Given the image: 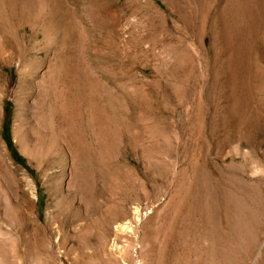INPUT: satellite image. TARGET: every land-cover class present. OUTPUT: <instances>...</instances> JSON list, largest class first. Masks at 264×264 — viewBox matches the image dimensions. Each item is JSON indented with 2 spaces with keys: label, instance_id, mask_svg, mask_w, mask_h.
Instances as JSON below:
<instances>
[{
  "label": "rangeland",
  "instance_id": "rangeland-1",
  "mask_svg": "<svg viewBox=\"0 0 264 264\" xmlns=\"http://www.w3.org/2000/svg\"><path fill=\"white\" fill-rule=\"evenodd\" d=\"M0 264H264V0H0Z\"/></svg>",
  "mask_w": 264,
  "mask_h": 264
},
{
  "label": "bare ground",
  "instance_id": "bare-ground-1",
  "mask_svg": "<svg viewBox=\"0 0 264 264\" xmlns=\"http://www.w3.org/2000/svg\"><path fill=\"white\" fill-rule=\"evenodd\" d=\"M56 62L51 67L50 73H51V71L52 72L55 71L59 75V77L62 80V83L67 88V91L68 92L71 93V92L75 91L76 85H77V83H76V78H77L76 77V75H77L76 72L79 69L77 70V68H76L77 71H75L74 68H73V66L71 64H69V63H61L60 61H57V60H56ZM82 71H84V68H83ZM84 72H85V74L87 76V79L90 82H92L91 81L92 79L90 78V75H89L88 70L85 69ZM87 83H88V81H87ZM42 85H44V84L38 82V89H37L38 90V99H37V102H36L37 105H38V108H41L42 107V99L46 95H49L50 94V91L44 89L42 87ZM90 87L89 88L86 87L87 88V91H86L87 93L85 94V97H84L85 98L84 99L85 100V104L84 105L86 106V113H85L86 114L85 115V117H86L85 118L86 119L85 120L86 121V138L84 137L85 135L82 137V138H84V139H82V148L80 149L78 147V142H77L78 136H77V133H76L75 128H71V131L70 132L68 131L69 134L66 137L62 136L63 139L58 134L59 135L58 138H61L62 140H64L63 143H65V145H66L64 147H60L57 144L58 141L55 142L53 139H47V137L42 138V143H40V145L38 147H37L38 144L36 146H34V147L38 148V152H40L43 147H46L44 149H46V150L47 149L48 150L54 149L56 151V153H58V154H63V153L65 154L66 160H67L68 163H70L71 168L73 170L74 177H76V181L74 183V187H75V189L77 190V192H78V194L80 196H85L88 193V189L86 188L87 187V184L85 183V181H87L86 180L87 175H89L91 177V172H89V169H88V162H89L90 154L92 152L91 147L93 146L92 145V138H91V135H92V109H91V89H90ZM70 93H68V94H70ZM66 131L67 130H65V132ZM15 133H16V131H15V128H14V134ZM60 133H61V135L63 134V132H61V131H60ZM79 137H80V135H79ZM49 138H52V137H49ZM80 167H82V168L80 169ZM89 190H90V188H89Z\"/></svg>",
  "mask_w": 264,
  "mask_h": 264
},
{
  "label": "trees",
  "instance_id": "trees-1",
  "mask_svg": "<svg viewBox=\"0 0 264 264\" xmlns=\"http://www.w3.org/2000/svg\"><path fill=\"white\" fill-rule=\"evenodd\" d=\"M10 155L15 162L23 163V160L19 156H17L16 153L12 150H10Z\"/></svg>",
  "mask_w": 264,
  "mask_h": 264
}]
</instances>
